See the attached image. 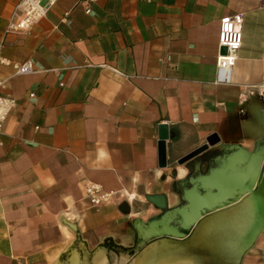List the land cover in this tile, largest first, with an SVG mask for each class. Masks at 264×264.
<instances>
[{
	"label": "crops",
	"instance_id": "crops-1",
	"mask_svg": "<svg viewBox=\"0 0 264 264\" xmlns=\"http://www.w3.org/2000/svg\"><path fill=\"white\" fill-rule=\"evenodd\" d=\"M19 2L0 0L3 56L33 63L0 65L15 99L0 131V264H264V186L244 191L264 156V0H95L89 12L56 0L8 29ZM237 13L242 44L219 83L220 18ZM89 182L111 203L91 205ZM160 194L164 208L146 199Z\"/></svg>",
	"mask_w": 264,
	"mask_h": 264
},
{
	"label": "built area",
	"instance_id": "built-area-1",
	"mask_svg": "<svg viewBox=\"0 0 264 264\" xmlns=\"http://www.w3.org/2000/svg\"><path fill=\"white\" fill-rule=\"evenodd\" d=\"M87 6L86 11H90L89 4L95 0H81ZM56 0H20L16 5L13 13V19L8 23V29L25 31L30 28L31 24L35 23L50 9ZM241 14L237 13L233 16H222L220 18L219 32H218V46L219 51L222 46L225 47V53L219 52L216 56L217 76L216 82L229 83L231 81V72L237 59V51L242 44L241 35ZM0 65H11L14 72L17 74H26L33 70V63L27 59L23 63H16L7 59L1 52L0 45ZM2 82L0 81V86ZM249 95H254V86L245 85ZM33 96V93L31 94ZM15 104V99L12 96H7L0 93V131L2 121L6 115L11 111ZM1 147V141H0ZM85 197L88 202L95 205L109 204L112 201L114 192L105 191L98 183L89 182L85 186Z\"/></svg>",
	"mask_w": 264,
	"mask_h": 264
},
{
	"label": "water",
	"instance_id": "water-1",
	"mask_svg": "<svg viewBox=\"0 0 264 264\" xmlns=\"http://www.w3.org/2000/svg\"><path fill=\"white\" fill-rule=\"evenodd\" d=\"M219 52L225 53V47L222 46L220 48ZM212 143L213 142L210 139H208V144H212ZM207 147H208L207 145H204V146H201V147L193 150L191 154L187 155L186 157H184L179 162H183L185 160H188V159L192 158L193 156L203 152ZM259 149L260 150H257V152H256V162L253 165L254 166V174L251 176V178H250V182L251 183L247 184L248 188L246 190H244L245 192L246 191H251L252 186L254 184H256L255 186H256L257 190L259 188H261L262 185L264 186V156L262 157V155H263L262 146ZM160 152H161V157H164L165 156L164 139L161 140V151ZM262 168H263V172L261 174ZM212 173L213 172L211 171L210 174H212ZM229 184L230 183H228V181L222 182V184H220L221 189L223 190L224 188L228 187ZM212 185L213 184L209 183V184L206 185V188L209 190L213 186H215L217 188L219 187L218 184H214L213 186ZM209 192L210 191H208L207 193H209ZM146 199L151 201V202H153V203H155L160 208L161 207L164 208L166 206V201H165V198H164V196L162 194H160V195H146ZM235 199L236 198H234V196H226V197H221V198H210V199L205 198L204 201H203L204 207H202V208L210 210L211 208H214L216 206L226 205V203L232 202ZM200 217H201V214L198 211H196L195 214H194V217H193V219H191V221L194 222V220H197Z\"/></svg>",
	"mask_w": 264,
	"mask_h": 264
},
{
	"label": "rangeland",
	"instance_id": "rangeland-1",
	"mask_svg": "<svg viewBox=\"0 0 264 264\" xmlns=\"http://www.w3.org/2000/svg\"><path fill=\"white\" fill-rule=\"evenodd\" d=\"M262 187V186H261ZM255 201H257V200H255Z\"/></svg>",
	"mask_w": 264,
	"mask_h": 264
},
{
	"label": "bare ground",
	"instance_id": "bare-ground-1",
	"mask_svg": "<svg viewBox=\"0 0 264 264\" xmlns=\"http://www.w3.org/2000/svg\"><path fill=\"white\" fill-rule=\"evenodd\" d=\"M263 186V185H262Z\"/></svg>",
	"mask_w": 264,
	"mask_h": 264
}]
</instances>
